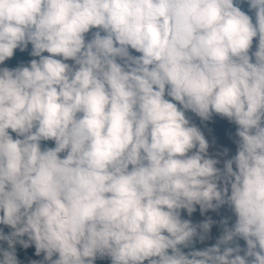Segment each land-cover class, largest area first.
I'll use <instances>...</instances> for the list:
<instances>
[{
	"label": "clouds",
	"instance_id": "1",
	"mask_svg": "<svg viewBox=\"0 0 264 264\" xmlns=\"http://www.w3.org/2000/svg\"><path fill=\"white\" fill-rule=\"evenodd\" d=\"M28 45L0 67V264H264V0H0V64ZM186 111L236 125L222 168ZM197 205L235 219L185 253Z\"/></svg>",
	"mask_w": 264,
	"mask_h": 264
},
{
	"label": "rangeland",
	"instance_id": "2",
	"mask_svg": "<svg viewBox=\"0 0 264 264\" xmlns=\"http://www.w3.org/2000/svg\"><path fill=\"white\" fill-rule=\"evenodd\" d=\"M91 33L86 34V39L90 37ZM257 44V39L253 38L252 46L249 49V55L255 51ZM131 51V50H130ZM135 54V53H133ZM35 58V57H34ZM71 64V61H68ZM0 67H6L5 61L3 64H0ZM186 117L189 119L190 123L194 124L201 131L202 135L205 137L208 142L207 154L209 157L216 158L219 163L217 167L222 168L223 160L230 158L235 154L236 144L235 141L237 137L235 136L236 125L232 122H229L226 118L217 116L213 114L207 121H202L194 113L190 111L185 112ZM52 147L54 146L52 141H46L41 143V148L43 147ZM227 150L226 152L224 150ZM62 155V154H61ZM195 210L189 215L184 210H181V219H188L193 224H199L205 219H210L213 223L210 226L209 231L205 234L203 240H199L202 246H211L216 243L218 237L222 234L223 228L225 226H231L234 222V214L227 205H222L215 210H206L201 214L199 206H194ZM225 221V223H221ZM199 231V230H198ZM21 239H27V237H21ZM233 246V245H232ZM241 249L244 247V243L240 245ZM27 253L35 252L34 245L30 244L25 248ZM55 258V255L53 256ZM43 260V252L39 255L34 256L33 261L40 262ZM47 264V262H44Z\"/></svg>",
	"mask_w": 264,
	"mask_h": 264
},
{
	"label": "trees",
	"instance_id": "3",
	"mask_svg": "<svg viewBox=\"0 0 264 264\" xmlns=\"http://www.w3.org/2000/svg\"><path fill=\"white\" fill-rule=\"evenodd\" d=\"M239 7L241 8L242 11H245L246 14H248L250 16V18L253 20L254 23V13L252 11L248 10L247 4L241 2L239 4ZM31 50V46L28 45L27 49L24 52H20L19 50H14V55L12 58L10 59H6L5 60V66L8 68H14V67H18V66H26L27 62L30 59H33L34 57H31L29 55V52ZM13 138H15V134L14 133H10ZM42 142H46V141H41ZM0 230L4 231L5 233L11 231V229L7 226H3L0 225ZM244 242L242 239H234V241L232 242V245H242ZM0 247H7L6 243L4 242H0ZM207 246H202L199 242L198 239L194 238L193 242L191 243V245H189V247L187 248H183L182 251H184L185 253L191 251V250H200L203 249ZM14 249H15V255L18 261V264H31V262H33V258L34 256H36L35 252L32 251L31 253H27L25 248L22 247L20 244H15L14 245ZM96 264H110L109 260L107 257L100 259L98 258L96 260Z\"/></svg>",
	"mask_w": 264,
	"mask_h": 264
}]
</instances>
